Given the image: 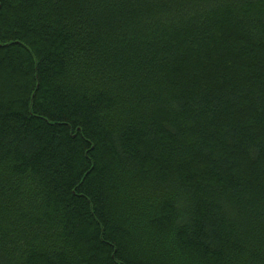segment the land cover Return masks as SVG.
<instances>
[{
  "label": "trees",
  "instance_id": "trees-1",
  "mask_svg": "<svg viewBox=\"0 0 264 264\" xmlns=\"http://www.w3.org/2000/svg\"><path fill=\"white\" fill-rule=\"evenodd\" d=\"M0 264H264V0H0Z\"/></svg>",
  "mask_w": 264,
  "mask_h": 264
}]
</instances>
